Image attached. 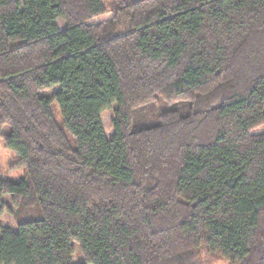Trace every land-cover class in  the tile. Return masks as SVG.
Wrapping results in <instances>:
<instances>
[{
  "label": "trees",
  "instance_id": "trees-1",
  "mask_svg": "<svg viewBox=\"0 0 264 264\" xmlns=\"http://www.w3.org/2000/svg\"><path fill=\"white\" fill-rule=\"evenodd\" d=\"M111 6L0 0V264H264V0Z\"/></svg>",
  "mask_w": 264,
  "mask_h": 264
},
{
  "label": "rangeland",
  "instance_id": "rangeland-1",
  "mask_svg": "<svg viewBox=\"0 0 264 264\" xmlns=\"http://www.w3.org/2000/svg\"><path fill=\"white\" fill-rule=\"evenodd\" d=\"M105 6L108 8V12L92 21L94 24L104 23V22H111L114 18V12L112 10V0H103ZM58 25L60 29L64 28V24L61 21H58ZM128 31L125 30L124 33ZM59 88H55L51 91L40 92V96L52 97L55 93L59 92ZM165 106H161L160 104L156 105L155 111L163 110ZM117 109V105H113L111 110L108 112L103 113L102 115V123L105 130V134L108 139H111L114 134L113 129V120H114V110ZM52 112L56 122L59 124L61 128L64 129L62 116L60 113V109L56 102L52 104ZM10 129L8 127H4L3 134L8 135ZM66 132V130H65ZM18 155L10 150L4 141V138H0V177L4 180H9L13 182H19L23 180L26 176V168L18 167ZM6 202V212L2 217L1 223L5 228H10L13 231H17L19 222L25 218L27 211H25L22 207H16L11 198L8 196L5 199ZM73 260L75 264H85V261L82 255L79 252V248L77 245H74V255ZM197 261L201 264H232L229 260L223 258L220 254L210 253L207 249L202 248L198 251L197 254Z\"/></svg>",
  "mask_w": 264,
  "mask_h": 264
}]
</instances>
